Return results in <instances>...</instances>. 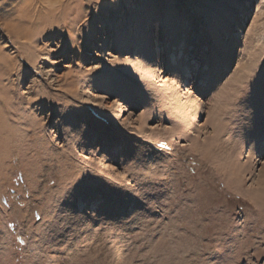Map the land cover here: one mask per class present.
<instances>
[{
  "label": "rangeland",
  "instance_id": "1",
  "mask_svg": "<svg viewBox=\"0 0 264 264\" xmlns=\"http://www.w3.org/2000/svg\"><path fill=\"white\" fill-rule=\"evenodd\" d=\"M0 264H264V0H0Z\"/></svg>",
  "mask_w": 264,
  "mask_h": 264
}]
</instances>
